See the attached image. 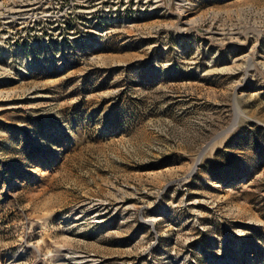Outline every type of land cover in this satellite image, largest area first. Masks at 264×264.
Segmentation results:
<instances>
[{
  "label": "rangeland",
  "instance_id": "1",
  "mask_svg": "<svg viewBox=\"0 0 264 264\" xmlns=\"http://www.w3.org/2000/svg\"><path fill=\"white\" fill-rule=\"evenodd\" d=\"M64 263L264 264V0H0V264Z\"/></svg>",
  "mask_w": 264,
  "mask_h": 264
},
{
  "label": "bare ground",
  "instance_id": "2",
  "mask_svg": "<svg viewBox=\"0 0 264 264\" xmlns=\"http://www.w3.org/2000/svg\"><path fill=\"white\" fill-rule=\"evenodd\" d=\"M75 257H80V258H81V256H78V255H77V256H75ZM64 264H67V263H64Z\"/></svg>",
  "mask_w": 264,
  "mask_h": 264
},
{
  "label": "water",
  "instance_id": "3",
  "mask_svg": "<svg viewBox=\"0 0 264 264\" xmlns=\"http://www.w3.org/2000/svg\"><path fill=\"white\" fill-rule=\"evenodd\" d=\"M197 162H199V159L197 160Z\"/></svg>",
  "mask_w": 264,
  "mask_h": 264
}]
</instances>
